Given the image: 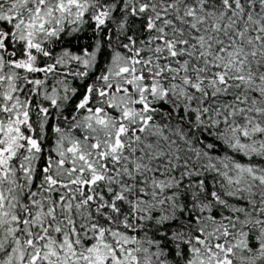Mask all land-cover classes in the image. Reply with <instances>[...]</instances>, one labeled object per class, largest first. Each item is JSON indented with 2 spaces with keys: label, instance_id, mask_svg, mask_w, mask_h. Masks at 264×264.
Instances as JSON below:
<instances>
[{
  "label": "rangeland",
  "instance_id": "obj_1",
  "mask_svg": "<svg viewBox=\"0 0 264 264\" xmlns=\"http://www.w3.org/2000/svg\"><path fill=\"white\" fill-rule=\"evenodd\" d=\"M0 264H264V0H0Z\"/></svg>",
  "mask_w": 264,
  "mask_h": 264
},
{
  "label": "trees",
  "instance_id": "obj_2",
  "mask_svg": "<svg viewBox=\"0 0 264 264\" xmlns=\"http://www.w3.org/2000/svg\"><path fill=\"white\" fill-rule=\"evenodd\" d=\"M99 13L100 14L98 15V17H94L95 22H96V25L94 28L95 37L96 36L98 37L99 35L101 36V34H103V29H104V23H103L104 13L103 11ZM38 26L39 25L37 24V21L35 18L30 19L29 23L27 24V30L25 32V39L21 43H19L17 47V52H19V54L14 55V53L12 52V54H10L9 56L10 62L16 63L19 66V69L22 72L23 78L28 81H31L33 79V76H35L38 72L42 71L41 61L48 55L50 48L52 47V45H54V44H49V43L44 42L41 34L39 33ZM55 42L57 41L55 40ZM104 44L106 45V42L101 38V45L103 47H104ZM102 50H105V48H103ZM103 54L104 53L102 52V56ZM34 60L37 61L36 66L34 65ZM198 135H200V133H198ZM103 152L105 154H111V155L115 154L111 148L104 149ZM89 188H90L89 186L86 188V191H88V193H90ZM87 201H88V204H90L89 206H92V207H93V205H91L92 203H94L95 207H97L98 205L99 207L103 206L102 202H100L97 198H95L94 195L88 194Z\"/></svg>",
  "mask_w": 264,
  "mask_h": 264
}]
</instances>
